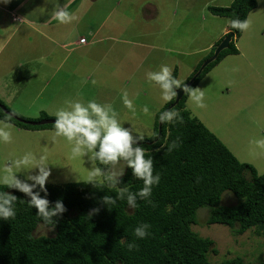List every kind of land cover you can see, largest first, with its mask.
<instances>
[{
  "label": "rangeland",
  "instance_id": "1",
  "mask_svg": "<svg viewBox=\"0 0 264 264\" xmlns=\"http://www.w3.org/2000/svg\"><path fill=\"white\" fill-rule=\"evenodd\" d=\"M233 1L13 0L8 16L2 11L5 5H0V99L25 118L45 114L50 118L46 120H54L58 109L67 108L66 101L95 99L112 105L125 127L150 138L156 115L168 102L161 99L159 86L147 80V72L167 64L173 71L178 69L182 83L186 81L225 36L222 30L230 29L229 20L214 16L209 7H227ZM59 7H67L76 16L70 23L75 43L67 48L60 42L70 24L54 20ZM13 17L24 19L37 33ZM248 20L249 29L235 40L239 54L224 58L196 86L205 93L206 107L196 108L189 97L186 106L241 162L253 165L262 175L264 148L253 141L264 139V0H258ZM45 22L48 25L42 26ZM81 37L86 39L82 45ZM4 80L10 87L1 86ZM125 91L135 112L123 104ZM12 92L16 95L10 96ZM145 105L148 114L143 112ZM52 136L53 129L26 130L14 125L13 142L0 143V175L9 160L32 152L48 157L52 175L47 185L88 182L90 162L72 159L71 145L63 138L53 142ZM16 175L24 180L26 174ZM240 202L226 191L221 205ZM210 214L209 206L199 209L192 230L214 241L217 253L209 254L213 264L235 257L264 264V235L254 229L237 235L228 226L209 225ZM54 235L55 230L50 232L44 225L34 232L35 237Z\"/></svg>",
  "mask_w": 264,
  "mask_h": 264
},
{
  "label": "trees",
  "instance_id": "2",
  "mask_svg": "<svg viewBox=\"0 0 264 264\" xmlns=\"http://www.w3.org/2000/svg\"><path fill=\"white\" fill-rule=\"evenodd\" d=\"M257 7L258 0H234L230 6H211L209 10L214 16L230 21L248 19ZM229 28L182 84L193 78L230 33L234 38L229 48L204 69L191 87L199 85L224 58L239 54L235 40L243 32L232 29L230 24ZM173 75L178 79L177 68ZM188 97L186 92L173 107L181 113L183 122L160 125L159 114L175 102V97L157 113L154 135L143 142L146 154L153 157L154 174L161 175L159 185L153 188L151 203L138 200L136 209L127 207L126 198L117 199L115 204H103L104 195L115 197L120 189L136 192L143 187L141 180L132 177L130 169L125 170L123 183L116 187L105 180L95 185L88 182L46 185L50 202L61 199L67 210L56 223L54 236L35 237V230L44 224L36 209L29 207V198L0 184V191H8L18 198L15 219L0 220V264H213L209 254L217 253L214 241L192 230L198 210L207 206L211 207L207 224L228 226L237 235L252 229L264 235V174L260 175L253 165L241 162L192 116L186 106ZM8 116L13 125L22 129H54V124L33 126L27 123L50 119L45 114L39 119H28L0 99V120ZM174 141L178 146L172 148ZM226 191L241 202L222 206ZM93 209L99 211L90 215ZM142 223L151 227L150 235L141 240L135 237L134 229ZM130 243L136 245L132 250L128 248ZM220 264L251 263L235 257Z\"/></svg>",
  "mask_w": 264,
  "mask_h": 264
},
{
  "label": "clouds",
  "instance_id": "3",
  "mask_svg": "<svg viewBox=\"0 0 264 264\" xmlns=\"http://www.w3.org/2000/svg\"><path fill=\"white\" fill-rule=\"evenodd\" d=\"M12 0H0V5H8ZM54 19L60 24H70L76 16L67 10V7H59L54 11ZM232 29L245 32L250 27L248 19L235 18L229 21ZM83 39V38H81ZM80 39V40H81ZM85 39V38H84ZM81 44V42H80ZM147 80L159 86L161 99L171 102L177 96V90L188 92L190 102L196 108H204L205 93L199 87H189L173 75V69L163 64L158 70L149 71ZM91 83L94 85L95 80ZM124 106L135 112L133 101L128 98L125 91L122 94ZM67 108H60L55 113L53 142L57 138H63L71 145V158L82 159L90 162L91 168L88 172V183L95 185L98 180H105L112 187L123 183L122 177L125 170L130 169L131 175L143 182V187L132 192L127 188L120 189L115 197L104 195L102 202L105 205L115 204L117 199H125L129 209L137 208V201L143 200L151 203L153 188L158 186L161 180L159 173L154 174V161L143 146L145 136L135 131L132 126L125 127V122L119 119L117 111L112 105L97 102L95 99L83 102L82 100L66 101ZM143 112L149 113L147 105ZM161 124L182 123L181 113L174 108H169L159 114ZM14 125L10 116L0 120V143L11 144L13 142ZM258 148H264V139L253 141ZM178 144L174 141L172 148ZM171 150V149H169ZM10 165L6 164L4 174L0 175V184L6 185L8 189H15L29 199L30 208L36 209V214L41 218L44 225H48L49 231H53L56 223L66 212V207L61 199L54 203L48 199V188L52 171L49 167L46 154H35L26 152L22 156L11 159ZM98 162L101 166H96ZM33 170L35 174H32ZM25 173V179L21 180L16 173ZM43 193V195H42ZM17 196L8 192L0 191V220L9 221L15 219ZM99 211L93 209L91 214ZM55 218V219H54ZM150 224L142 223L134 229L137 239H145L150 235ZM136 247L135 243L128 245L129 250Z\"/></svg>",
  "mask_w": 264,
  "mask_h": 264
},
{
  "label": "water",
  "instance_id": "4",
  "mask_svg": "<svg viewBox=\"0 0 264 264\" xmlns=\"http://www.w3.org/2000/svg\"><path fill=\"white\" fill-rule=\"evenodd\" d=\"M234 38V34L233 33H230L228 34L223 40L222 42L217 46L215 52H214V55L209 58L208 60H206L203 65L201 66V68L199 69V71L193 76V78L187 83V85L189 87H191V85L195 82V80L202 74V72L204 71V69L210 64L212 63L213 61H215L219 55L221 54V52L225 49H228L229 48V45L232 41V39ZM186 90H182V89H179L177 90V96L175 98V102L169 107V108H173L175 107L181 100L182 98L184 97V95L186 94ZM168 108V109H169ZM54 120H42V121H37V122H27L28 124L30 125H33V126H41V125H49V124H54L53 123ZM160 125H161V122H160Z\"/></svg>",
  "mask_w": 264,
  "mask_h": 264
},
{
  "label": "crops",
  "instance_id": "5",
  "mask_svg": "<svg viewBox=\"0 0 264 264\" xmlns=\"http://www.w3.org/2000/svg\"><path fill=\"white\" fill-rule=\"evenodd\" d=\"M70 1H72V0H70ZM12 3H13V0H12ZM12 3H10V4H8V5H5V9H2V11H4V13L5 14H7V16H8V12H13L11 9H13V7H12ZM14 8H16V6L14 7ZM72 8H75L74 6L72 7ZM73 10V9H72ZM13 19L14 20H18L20 23H24V19H18V18H16V17H13ZM55 20V19H54ZM27 27H31V31H33V33H37L35 30H33V28H32V26H31V24H26V23H24ZM46 24L48 25V23L47 22H45L42 26H46ZM41 26V27H42ZM49 26H52V25H49ZM36 27H38V26H36ZM74 28H76V25H75V27ZM72 31H73V27H72V24H70V25H66V27H65V29H64V31L62 32V33H65V35L63 36V39H62V41L60 42V43H62V47L63 48H67V47H69V46H71L72 44H74V43H72ZM225 31V32H224ZM229 32V29H226V28H224L223 30H222V33H221V35L223 36V35H226L227 33ZM43 37V36H42ZM46 39H48V40H52V39H56V37L55 36H53V37H50V36H46L45 37ZM81 38H84V37H81ZM80 38V39H81ZM220 40V39H219ZM35 44V43H34ZM79 44H80V40H79ZM80 45H82V44H80ZM210 47H212V45L210 46ZM197 64V63H196ZM63 65H64V63H61L60 64V69L58 68V70L59 71H61V69H62V67H63ZM1 86H5V88H8V87H10V86H8V82L6 81V80H4V82L2 83L1 82ZM2 90H4V88H2ZM12 95H16L15 93H10V96H12Z\"/></svg>",
  "mask_w": 264,
  "mask_h": 264
},
{
  "label": "built area",
  "instance_id": "6",
  "mask_svg": "<svg viewBox=\"0 0 264 264\" xmlns=\"http://www.w3.org/2000/svg\"><path fill=\"white\" fill-rule=\"evenodd\" d=\"M80 42L81 43H86V39L83 38V39L80 40Z\"/></svg>",
  "mask_w": 264,
  "mask_h": 264
}]
</instances>
